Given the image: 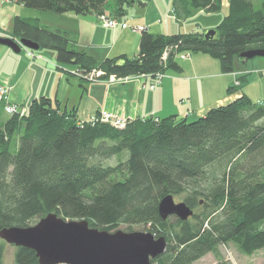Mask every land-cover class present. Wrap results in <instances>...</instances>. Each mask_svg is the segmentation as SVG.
<instances>
[{"label":"trees","instance_id":"trees-1","mask_svg":"<svg viewBox=\"0 0 264 264\" xmlns=\"http://www.w3.org/2000/svg\"><path fill=\"white\" fill-rule=\"evenodd\" d=\"M56 14L96 13L124 16L130 0H18ZM219 11L221 0H173L179 19L187 6ZM173 34L144 31L139 52L98 60L75 46V34L51 28L38 18L15 16L11 37L52 49L57 62L74 67L70 74L85 82L115 76L150 75L181 70L180 54L205 53L224 73L235 71V57L264 48V0H229V13L215 28ZM35 52L36 50H32ZM166 54V57H165ZM184 59V58H182ZM187 59V58H186ZM250 73L228 88L236 97L190 120L170 115L128 118L125 127L92 122L75 110L61 109L47 96L34 98L24 114L7 117L0 103V230L27 227L49 213L115 231L125 223L142 224L165 236L166 251L151 264H193L220 246L234 243L253 255L264 248V99L245 92ZM100 111L96 114L98 115ZM223 167L209 176V167ZM206 183V184H205ZM183 196L194 209L187 220L163 219L159 203L167 195ZM199 210H196L198 209ZM15 264H40L36 252L16 246ZM0 239V264L5 263Z\"/></svg>","mask_w":264,"mask_h":264},{"label":"crops","instance_id":"crops-1","mask_svg":"<svg viewBox=\"0 0 264 264\" xmlns=\"http://www.w3.org/2000/svg\"><path fill=\"white\" fill-rule=\"evenodd\" d=\"M130 1L132 3L125 5L127 11L124 16L117 17L119 21L144 26L145 31L150 33L173 34L199 31L180 30L179 20L174 21L177 16L173 0ZM25 8L26 6L18 0H0V33L11 36L15 16L33 18L32 13L28 14L31 11ZM43 13L47 15L44 17L49 18L46 22L38 17L43 24L72 32L76 37V48L87 51L98 60L122 54L134 56L139 52L140 38L144 31L131 27H108L96 13L56 14L46 10H43ZM37 51L34 52V57L28 52L25 56L9 46L0 44V83L10 87L9 101L28 106L34 98L47 96L56 100L61 109L75 110L77 116L82 119H88L99 111L108 110L125 118L147 116L164 118L177 115L193 120L204 115L210 108L227 104L234 99L236 94L229 96L228 88L237 83L239 76L250 72L248 68H239L238 74L235 71L224 73L217 59L200 53L186 59V62L179 60L181 70L166 71L161 83L154 89L151 88L155 81L153 76L138 75L132 76L135 77L134 81L137 84L127 77L130 82L126 90L119 88L113 93L112 86L106 87L104 82H85L70 74V71H74V67L59 64L54 50ZM210 70L221 77V94L216 97H212L213 93H217L212 83L195 85L196 79L188 75V73H196V76H206L212 73ZM169 71L172 72L171 75ZM230 75L233 77L231 78ZM118 79L110 77L108 82H118ZM198 91L202 93L204 91L205 96L200 98ZM133 93L138 96L134 101H130L131 97L126 96Z\"/></svg>","mask_w":264,"mask_h":264},{"label":"water","instance_id":"water-1","mask_svg":"<svg viewBox=\"0 0 264 264\" xmlns=\"http://www.w3.org/2000/svg\"><path fill=\"white\" fill-rule=\"evenodd\" d=\"M214 34L215 29H209L205 36ZM20 42L31 50L40 49L30 40ZM0 44L17 53L22 50L17 40L2 33ZM241 56L247 60L264 57V48L248 49ZM158 208L164 220L174 215L187 220L195 213L185 201L176 202L172 194L165 196ZM0 238L33 249L40 264H151V259L163 254L167 247L165 236L157 237L149 231H108L90 226L86 219L68 220L57 213H49L31 226L4 227Z\"/></svg>","mask_w":264,"mask_h":264},{"label":"rangeland","instance_id":"rangeland-1","mask_svg":"<svg viewBox=\"0 0 264 264\" xmlns=\"http://www.w3.org/2000/svg\"><path fill=\"white\" fill-rule=\"evenodd\" d=\"M262 0H253L255 8H259L261 5ZM222 7L219 11L215 12H207L205 10L195 8L192 4H188L187 10L188 14L186 16L180 15L181 17L175 18L174 21L179 20L180 23V30H191V29H197L199 31H208L209 29H213L216 26L220 24V22L224 19V17L229 13V0H221ZM28 11H31L28 13L29 15L32 13L33 18L41 17L42 20H45L46 22L49 20L45 13H43V10L35 9L26 6ZM41 11V12H40ZM27 15V14H26ZM99 16V15H98ZM177 19V20H176ZM67 22L66 20H64ZM199 24V25H198ZM24 51L21 52V54L26 56V49H22ZM41 50V49H40ZM38 50L37 52H39ZM43 50L53 51L52 49L43 48ZM200 54V53H197ZM196 53L192 54L191 57H194L197 55ZM190 57V58H191ZM188 59V58H187ZM183 62H186V59L180 58ZM235 72L238 74L237 69L239 68H248L250 70V74L248 75V79L246 83H244V90L247 92L255 101L264 99V57L263 56H256L254 58L248 59L245 62L239 60L237 57H235ZM211 71V70H210ZM212 72V71H211ZM169 75L172 74V72H168ZM196 73H188V75L193 76L196 80H194V83L196 85L199 83H212L213 86H215L214 91L217 93H213L212 97H216L219 94H221V80L220 76L213 74V72L210 75H200L196 76ZM168 75V74H167ZM232 78L233 76L230 75ZM130 79H133L134 81L135 77H128ZM107 79V80H106ZM99 82H104V84L110 87L112 86L113 93L118 91L119 88L122 90H126L127 84L130 82L127 80V78L118 79V82L109 83L108 78L98 80ZM96 81V82H98ZM132 81L130 84H132ZM240 81V80H239ZM239 81H237V85H239ZM100 82V83H101ZM134 84H137V82H133ZM4 84V83H0ZM149 84V82H148ZM6 85V84H4ZM118 85V86H117ZM152 86V85H151ZM115 87V88H114ZM152 88V87H151ZM227 90V87H225ZM196 92V90H195ZM128 93V91H127ZM198 96L200 98L205 96V93L201 91L197 92ZM138 94H130L126 97H131L130 101H134L137 98ZM231 96V94H229ZM112 98L113 95H111ZM110 98V100H113ZM4 116H7V114L3 113ZM118 115V114H117ZM120 116V115H118ZM122 117V116H121ZM124 117V116H123ZM192 120V118H190ZM223 167L221 164L214 163L209 167V176H220L222 173ZM206 184V183H205ZM176 202L184 201L183 196H175ZM196 210H199L196 209ZM117 229H122L125 231H147L145 226L142 224H135L132 225L131 229L129 228L128 224H121ZM1 239V238H0ZM3 240V239H2ZM15 250L16 246L13 244H9L5 242V263L6 264H15ZM218 255L213 252L207 253L205 256H203L201 259L197 260L193 264H264V248L257 251L253 255H246L242 253L238 247L234 243H229L227 245H222L219 248Z\"/></svg>","mask_w":264,"mask_h":264},{"label":"built area","instance_id":"built-area-1","mask_svg":"<svg viewBox=\"0 0 264 264\" xmlns=\"http://www.w3.org/2000/svg\"><path fill=\"white\" fill-rule=\"evenodd\" d=\"M99 18L100 20L104 23V25L108 26V27H117V26H121L123 28H126V27H131L135 30H138V31H145L146 28L144 26H141V25H130L128 24L127 22H122V21H119L117 19V17H114L112 15H109V14H101L99 15ZM22 49H26L28 54L32 57H34V52L23 46L21 44L20 41H17ZM180 56L184 59L186 58H190L191 57V54L189 52H185V53H182L180 54ZM165 57H166V54H165ZM102 75V72L101 71H94L90 74H88L86 77H88L89 80H92V81H98ZM165 76V73H162V72H159L157 73L156 75H154V79L155 81L152 83V88H156L162 81L163 77ZM115 76H111L112 79H114ZM9 92H10V87L8 85H4V84H1L0 85V103H3L4 104V110L7 114L9 115H13L15 113H20V114H24L27 112V109L28 107L26 105H19L17 103H12L9 101ZM127 119L128 118H125V117H121V116H118L117 114L113 113V112H110L108 110H102L100 111V113L98 115H92L91 117H89V120L90 121H102V122H106V123H112L113 125L117 126V127H120V128H123L125 127L126 123H127Z\"/></svg>","mask_w":264,"mask_h":264}]
</instances>
